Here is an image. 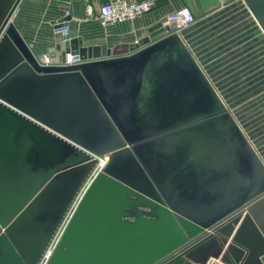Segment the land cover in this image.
<instances>
[{"label": "water", "instance_id": "obj_1", "mask_svg": "<svg viewBox=\"0 0 264 264\" xmlns=\"http://www.w3.org/2000/svg\"><path fill=\"white\" fill-rule=\"evenodd\" d=\"M23 1L0 0V264H38L97 168L47 264H264V159L182 33L58 32L45 64Z\"/></svg>", "mask_w": 264, "mask_h": 264}, {"label": "crops", "instance_id": "obj_2", "mask_svg": "<svg viewBox=\"0 0 264 264\" xmlns=\"http://www.w3.org/2000/svg\"><path fill=\"white\" fill-rule=\"evenodd\" d=\"M108 1L27 0L18 25L35 53L39 55L48 52V48L53 44L55 21L62 19L66 10L70 9L73 17L72 28L81 32L87 44L106 41L109 46H113L118 43L135 42L149 35L151 27L161 23L173 10L185 6L186 2L155 0L156 6L152 11L134 21L110 27L106 36L109 39L106 40L100 38L95 17L100 5ZM31 16L35 20L32 26L28 23ZM189 27L180 32L188 43L193 42V51L203 65L209 67L208 65L221 63L240 64L242 74L248 73L255 77L259 75L258 77L264 81V32L241 0L223 4L209 12L202 10ZM25 30L31 34L26 36ZM232 58L235 60L232 61ZM225 72L231 71L227 69Z\"/></svg>", "mask_w": 264, "mask_h": 264}, {"label": "rangeland", "instance_id": "obj_3", "mask_svg": "<svg viewBox=\"0 0 264 264\" xmlns=\"http://www.w3.org/2000/svg\"><path fill=\"white\" fill-rule=\"evenodd\" d=\"M184 5L189 7L196 17L203 10L200 0H186ZM24 7L25 4L23 1L18 13L15 15V22L17 24H19V17ZM34 22V17L31 16L28 21L29 25L32 26ZM25 32L26 36L31 34L29 31L27 32L25 30ZM188 44L193 50V42L192 44L190 42ZM43 55L44 53H40L38 55L39 59H42ZM233 60L235 58H232ZM208 66L203 65L229 108L240 121L242 127L264 159V81L258 77L259 75L255 77V75L252 76L248 73L242 74L240 64L221 63L219 65ZM227 69L231 72L226 73L225 71ZM239 70L240 72L238 73L237 71ZM256 85L263 88L255 87ZM103 159H107V157L105 156ZM209 264L223 263L219 262V260H211Z\"/></svg>", "mask_w": 264, "mask_h": 264}, {"label": "built area", "instance_id": "obj_4", "mask_svg": "<svg viewBox=\"0 0 264 264\" xmlns=\"http://www.w3.org/2000/svg\"><path fill=\"white\" fill-rule=\"evenodd\" d=\"M48 2L58 1V0H45ZM88 2V0H84ZM27 0H24V4H26ZM156 6L155 0H144V1H134V0H109L108 2L100 5L98 9V14L95 19L98 22V33L100 34V38L109 39L106 36L107 31L110 27H115L117 25L124 24L126 22L134 21L141 17L142 15L152 11ZM18 10L13 16V21H15V15L18 13ZM89 11V10H88ZM70 16L69 20H66V17ZM72 12L70 9H67L64 17L61 20L55 21L53 27V34L58 32H69L71 30H76L72 28ZM196 20V16L194 12L187 6H181L172 12H170L163 20L162 25L165 27H169L170 31L180 32L181 30L191 26ZM65 23H67L65 25ZM58 25H61L60 27ZM79 35H82L79 30ZM97 33V34H98ZM99 38V37H98ZM138 40H135V42ZM106 42V41H105ZM103 43V42H101ZM107 43V42H106ZM41 62L48 64L50 62L48 52H45L43 58L40 59ZM82 61L79 55L71 56L69 59L70 63H76ZM99 172V168H97L89 180L84 184L81 191L76 196L73 201L71 207L69 208L63 222L61 223L58 231L53 237L49 247L44 253L38 264H47L49 260V256L52 251H54L58 241L60 240L65 228L67 227L70 219L72 218L74 212L76 211L81 199L83 198L86 190L88 189L90 183L94 179V177ZM52 255V254H51Z\"/></svg>", "mask_w": 264, "mask_h": 264}, {"label": "bare ground", "instance_id": "obj_5", "mask_svg": "<svg viewBox=\"0 0 264 264\" xmlns=\"http://www.w3.org/2000/svg\"><path fill=\"white\" fill-rule=\"evenodd\" d=\"M190 28V27H189ZM184 33V32H183ZM256 147V146H255ZM107 161V159H101V161H100V163L103 165L105 162ZM237 229V226H236V228L234 229V231ZM53 253V251L51 252V254ZM51 254H50V256H51ZM49 256V257H50Z\"/></svg>", "mask_w": 264, "mask_h": 264}, {"label": "flooded vegetation", "instance_id": "obj_6", "mask_svg": "<svg viewBox=\"0 0 264 264\" xmlns=\"http://www.w3.org/2000/svg\"><path fill=\"white\" fill-rule=\"evenodd\" d=\"M231 218H232V216H231V217H229V218H227V219H226V221H229V220H231ZM219 262H222V261H220V260H219ZM222 263H223V262H222ZM223 264H224V263H223Z\"/></svg>", "mask_w": 264, "mask_h": 264}]
</instances>
